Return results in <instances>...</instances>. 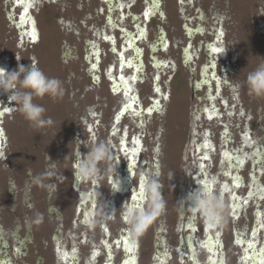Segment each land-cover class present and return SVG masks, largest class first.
<instances>
[{
    "label": "flooded vegetation",
    "instance_id": "flooded-vegetation-1",
    "mask_svg": "<svg viewBox=\"0 0 264 264\" xmlns=\"http://www.w3.org/2000/svg\"><path fill=\"white\" fill-rule=\"evenodd\" d=\"M262 58L264 0H0V67L64 83L33 98L39 129L0 91V264H264V97L243 86ZM91 142L119 191L104 165L75 179ZM204 184L219 224L187 199Z\"/></svg>",
    "mask_w": 264,
    "mask_h": 264
},
{
    "label": "clouds",
    "instance_id": "clouds-1",
    "mask_svg": "<svg viewBox=\"0 0 264 264\" xmlns=\"http://www.w3.org/2000/svg\"><path fill=\"white\" fill-rule=\"evenodd\" d=\"M225 52L226 50L222 54ZM17 60L19 61L20 59ZM243 86L247 87L250 95L264 97V58L253 71L247 74ZM240 87L242 85L238 82L232 85V90L236 91ZM0 91L8 95L9 102H15L14 108L30 122L32 127L37 129L51 125L53 121L51 117H44L43 114L46 109L34 103L33 98H42L48 95L53 99H57L62 98L64 95L61 81L57 78L46 76L33 63L29 67L18 64L17 68L12 71L0 67ZM76 143L79 149L80 142ZM85 147L87 148L86 154H81L77 149L79 155L73 160L75 167L72 171L75 179H97L101 173V165H104V170L112 174L110 189L119 191L118 162L114 160L111 146L106 142H91ZM73 155L76 154L74 153ZM55 164H58V162H55ZM55 164L49 165L50 170L43 175H47L52 179L55 178V181L64 179L62 173L56 171ZM36 179L39 181L40 178L37 177ZM48 187L51 191H56L58 184L52 182ZM146 188L160 195L158 181L154 179L146 181ZM187 199L192 201L194 208L203 212L210 224H219L224 220V201L211 191L208 184H204L198 190L190 193ZM156 204L161 209L164 207L163 200H157ZM145 223L146 221L137 220L133 226L136 230H140L145 226Z\"/></svg>",
    "mask_w": 264,
    "mask_h": 264
},
{
    "label": "rangeland",
    "instance_id": "rangeland-1",
    "mask_svg": "<svg viewBox=\"0 0 264 264\" xmlns=\"http://www.w3.org/2000/svg\"><path fill=\"white\" fill-rule=\"evenodd\" d=\"M41 67H42V66H41ZM61 83H62V86H63V84H64L63 81H61ZM182 92L185 93V97H186V90H185V88H184V91H183V90H182V91H181V90H180V91L178 90V91H177L178 94L175 93V97H176V99L174 98V100H175L176 102H178V101L181 102V101H182V98H181L182 95H183ZM176 94H177V95H176ZM45 96L50 97V96H48V95H45ZM183 100H184V99H183ZM185 100H186V99H185ZM181 103H183V102H181ZM185 103H186V101H185ZM180 105H181V104H180ZM183 105H184V107H185V104H184V103H183ZM47 106H48V105H47ZM184 107H183V108H184ZM47 108H48V107H47ZM49 108H50V104H49ZM184 110H185V109H184ZM49 111H50V110H49ZM45 116H46V115H45ZM180 116H181V115H180ZM161 152H163L164 154H166V152H165L164 150H162ZM176 154L178 155V156H177V159H178V158H179V150L177 151V149H176V147H175V150H174V151H170L168 156H172V155H173V157H175ZM166 156H167V155H166ZM168 156H167V157H168ZM175 158H176V157H175ZM166 162L169 163L168 161H166ZM167 163H166V164H167ZM169 184H170V185H167V188L170 189V188L172 187V184H171V182H169ZM194 187L197 188V185H196V186L194 185ZM251 201H253V200H251ZM248 204L250 205V203H248V201H247V205H246L247 207H248ZM167 206H168L169 208L173 206L172 209L175 210L176 207H177V204H176L175 201H174L173 203H171V201L169 200L168 203H167ZM193 206H194V205H193ZM155 210H157L156 207H155ZM197 211H198V210H197ZM224 215H225V213H224ZM197 219H198V218H197ZM199 220H200V219H198V222L200 223ZM199 223H197V224H199ZM263 223H264V221H263ZM261 224H262V222H261ZM199 225H200V224H199ZM262 225H263V224H262ZM149 237H150V233H148V235H146V239H147V238L149 239Z\"/></svg>",
    "mask_w": 264,
    "mask_h": 264
}]
</instances>
